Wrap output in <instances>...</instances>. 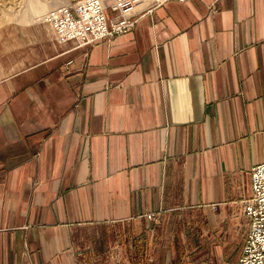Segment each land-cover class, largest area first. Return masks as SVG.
Returning <instances> with one entry per match:
<instances>
[{"label":"crops","instance_id":"crops-1","mask_svg":"<svg viewBox=\"0 0 264 264\" xmlns=\"http://www.w3.org/2000/svg\"><path fill=\"white\" fill-rule=\"evenodd\" d=\"M133 15L80 47L44 20L0 25V264H194L246 219L264 0Z\"/></svg>","mask_w":264,"mask_h":264},{"label":"built area","instance_id":"built-area-1","mask_svg":"<svg viewBox=\"0 0 264 264\" xmlns=\"http://www.w3.org/2000/svg\"><path fill=\"white\" fill-rule=\"evenodd\" d=\"M133 2L114 0L106 5L104 0H76L52 10L44 21L58 42L74 41L80 47L129 30L135 22ZM251 189V196L242 200V214L248 225L236 264H264V160L251 168Z\"/></svg>","mask_w":264,"mask_h":264},{"label":"rangeland","instance_id":"rangeland-1","mask_svg":"<svg viewBox=\"0 0 264 264\" xmlns=\"http://www.w3.org/2000/svg\"><path fill=\"white\" fill-rule=\"evenodd\" d=\"M74 1L76 0H0V25L6 22L44 20L52 10ZM113 1L104 0V3L110 5ZM133 1L136 8L147 7L156 2V0ZM108 11H110L109 8ZM246 229L247 221L244 217H241L239 223L229 235L231 239H229L228 248L222 252H217L216 255L212 251H207L205 256H202L203 252L194 251L189 255L190 260H194V264H201L197 261L198 259H203L205 264H236Z\"/></svg>","mask_w":264,"mask_h":264},{"label":"bare ground","instance_id":"bare-ground-1","mask_svg":"<svg viewBox=\"0 0 264 264\" xmlns=\"http://www.w3.org/2000/svg\"><path fill=\"white\" fill-rule=\"evenodd\" d=\"M136 8V7H135Z\"/></svg>","mask_w":264,"mask_h":264}]
</instances>
